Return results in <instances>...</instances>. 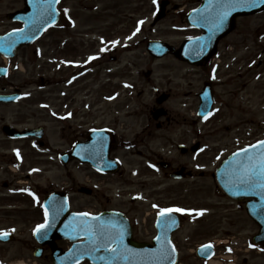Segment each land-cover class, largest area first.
Returning <instances> with one entry per match:
<instances>
[{"label": "rangeland", "instance_id": "374dc122", "mask_svg": "<svg viewBox=\"0 0 264 264\" xmlns=\"http://www.w3.org/2000/svg\"><path fill=\"white\" fill-rule=\"evenodd\" d=\"M159 1L161 0H64L66 11L70 12L68 17L73 13V16L78 19L76 22L78 31L86 33V37H88L84 38L85 42H82L81 39L80 55H86V59L88 58L91 60L93 59V52L100 53L102 47H106V45L110 48H113L115 44L120 47H128L126 50H118V52L111 54L117 55L121 61L118 64H107L106 67L109 66L112 68L113 73L118 70L124 71L125 80L123 81L136 86L133 98L129 99L126 96L129 108L133 110L137 109V112L132 114L137 116L134 117L131 122L129 120L130 125L144 118L147 106L152 104V87L155 82H160L165 91H171L174 94V99L169 104L171 109H179L182 103H187L190 104L193 115L188 119V122L192 123V119L195 117V105L197 104L195 94L198 87L201 85V82L199 83L200 80L193 75H189L186 80L181 81V84H177V82L170 84V81L168 82L165 79L172 70L178 71L176 73L173 71V73H175V78L181 79L184 75V73L179 75L180 69L173 65L175 57L169 56L166 61H155L148 53L145 42L151 39L161 40L179 48L185 39L196 35V33L187 26L185 16L189 11L199 5L200 0H169L171 1V6L169 7L170 12H168L160 22L155 23L157 11L155 10L154 3ZM6 11H8L6 7L0 4V15L4 14ZM141 22L144 23L142 27H140ZM260 28H264V13L251 16L247 19L239 18L235 29L224 39V43L233 46L237 44L238 40H245L244 48L247 49L250 47V52L258 60L260 58L258 57L260 53H263L264 40L257 41L256 38L258 34L250 32H256ZM117 36H120V38H118L119 40L116 42L115 38ZM103 38L109 44L99 45L98 41H102ZM93 43L97 45L94 49H92ZM106 49L109 50L108 47H106ZM262 59H264V56ZM44 62L45 59L39 60L35 63V66L28 69L26 73L21 71L14 72L11 78L1 84L2 86L8 83H14L15 87H19L26 86V83H30V85L23 89V94H26V96L22 102L15 106H0V127L3 122L9 124H15L17 122L23 123L20 125L22 127L44 125L49 129L51 143L56 146L58 142L57 128H59V125L55 118L52 117V113H57V109L60 111L63 104H66L70 108L78 109L79 117L88 118V116L90 117L92 114H95L111 120L113 117L119 116L120 114L126 115L122 113L118 107L112 105V103L103 102L98 104L101 99L103 101L104 96L115 93L116 86L111 84L112 88L107 90L105 85H102L106 82L109 83L106 80L108 74L106 77L101 76L99 78L100 71L97 66L91 70L90 75L93 76L91 79L92 83L90 82L81 86L80 89H77L73 85L67 87L62 84L64 79L70 78L71 73L69 69H66L61 74L56 70L57 67L55 64L50 63V66H45ZM95 64H98V62ZM148 71H152L150 80L145 77V73ZM41 77L53 81L52 83L54 85L43 89L39 88L36 83L39 82L38 80H40ZM161 78H164L163 82H161ZM115 82L120 83L122 81L117 79ZM255 83L263 85L264 88V81H257ZM124 92L127 95L131 93V91L128 90H124ZM260 93L262 94V92L256 90L255 97L252 96L250 99L246 98L247 100L240 99L242 101L241 107L237 104L235 99V102H232L231 99L233 98L230 97L227 100L229 106L223 110L216 120L207 124L208 128L207 125L202 126V123H193L190 129L196 132L199 131L200 135L191 134L188 137L185 135L188 144L198 140L205 144L206 147L207 156L204 158V163L207 164V174H205L206 177H203L201 181L198 182L200 185L206 187V193L197 196L192 194L187 195L186 200L189 203H193L198 199L205 204L207 203L208 214L206 218L208 220L207 229L209 231L211 228L215 231L217 228L216 223H221L222 229L219 231L220 236L218 237L217 243H221L222 246L218 252L219 258L215 260L217 262H225L222 258L230 257L234 258V260H230L229 262H235V259H237V264H245L243 263L245 260H247L248 264H264V246L256 247V245H254L255 247H253V250L249 246V242L252 241L254 235L258 233L259 228L248 219L242 209L232 204L231 201L220 192L214 177L215 170L235 149L256 142L264 136V128L260 124L264 116L258 112V110L264 111V102L259 100ZM185 94L190 97L186 99L184 96ZM41 104L47 105L48 108L43 109ZM248 122H250L249 124L251 126L250 134L248 136L246 134L240 138L246 133V131H242V129L246 127L243 123ZM1 137L2 136H0V138ZM176 141L181 142L183 140ZM25 143L26 141L9 146V149H13L12 151L3 150L6 148L0 146V211L7 210L12 207L11 205L16 206L19 200H23V198H19L14 191L13 188L15 186H12L10 189L8 188V190L4 188V183L15 182L18 180L17 178L25 177V175L28 174V171H23V167H29L31 162L29 160L28 163V158L25 153H21L19 156V158L21 157L23 159V163H25L23 167H15V169H12L13 164L18 161L14 156V151L16 148L26 147ZM182 160L189 161V159ZM48 161H50L51 164H47L48 173L46 174V180H40L41 178H39V183H42V185L47 183V188L51 191L54 190L53 186L59 180L63 182V172L58 168V164L55 163L54 157L51 159L48 158ZM41 164L42 163L39 162V165ZM78 178L81 186L82 184H87V180H90L92 177L87 168L83 167L79 172ZM24 184L29 183L22 182L20 186ZM147 188H150V186H147ZM117 194L118 192L115 191L107 195L110 196L112 206H108L106 203L107 201L102 199L101 196L94 199L87 195L76 194L73 198V210H93L97 212L105 208H117L119 207L120 201L123 200L117 197ZM128 196L129 197L126 199L130 201L132 195L129 194ZM130 204L131 203L128 202V205ZM135 206L143 210L142 214L147 211V208L140 205V203L135 204ZM25 207L27 208V205H25ZM25 207L21 208L23 209ZM31 210L33 214L29 219V226H23V223L26 221L25 219H18V228L20 229L22 227L21 241L16 243L12 242L10 245L4 247L9 251L8 255L10 256L23 257L24 254H27V250H31L34 245L31 241L29 231L42 217L37 211ZM0 222H3V225L0 224V232L8 228V226H11L5 220ZM16 223L17 222H13V224ZM189 226L190 225H186V228L178 234V239L185 242L186 245L205 241L212 242L209 236L206 238L197 236L196 239L187 241L189 236L186 230ZM151 234L148 235L144 231H141V234L137 235L138 241H150L152 237ZM228 243V247L223 246ZM58 246L62 247L63 250L70 248L68 243H59ZM192 249L193 248H191V250ZM47 254V258H43L40 261L37 260L36 262H38V264H53L51 257L52 251L49 250ZM31 259L34 261L32 255ZM18 261H23V259L21 258Z\"/></svg>", "mask_w": 264, "mask_h": 264}, {"label": "flooded vegetation", "instance_id": "af4514ba", "mask_svg": "<svg viewBox=\"0 0 264 264\" xmlns=\"http://www.w3.org/2000/svg\"><path fill=\"white\" fill-rule=\"evenodd\" d=\"M42 0H0V4L5 6L8 11L4 14L0 15V46H4L5 40L3 39L5 36L13 34L12 38L17 37V33L22 31L25 28V24L23 22L15 20L14 16L20 13H26L29 16H37L39 13V9L41 8ZM64 0H59L58 3V11H59V23L52 29L47 30L40 40L36 43L29 46L18 47L13 43V39H11V43L8 44L7 47L16 49V56L13 58L0 55V67H5L9 70V72L13 73V71L18 68H22L25 71L35 66V63L39 59H45L48 63H44L45 66H50L57 61L60 66H64L63 62L65 60H73L75 63L79 62L80 49H81V39L82 42L86 37V33H81L77 28V17L73 16V13L68 17L70 12L66 11ZM35 7V8H34ZM34 8V9H33ZM252 33V32H250ZM104 39V38H103ZM4 41V42H3ZM225 40L219 42L215 54L210 56L208 60L201 65L200 67H192L188 63L183 62L179 53L175 54V59L173 61V65L180 69V72L187 73L188 75L181 79L173 77V75L178 72L177 70H172L169 74L172 77V80L179 83V80H186L189 75H192V72H196V75L204 80V82H209L212 84L215 90V98L219 105L222 106L223 110H225L229 104H227V100L232 97V102L235 100H239L241 96L255 97V91L258 90L262 92L260 93V101L264 102V88L263 85H258L255 82L264 81V67L262 66V60H259V64L255 65V56L249 51V48H244L245 40H238L237 44L233 46L230 44L224 43ZM13 43V44H12ZM96 44L93 43L92 49L96 48ZM264 56V49H263ZM100 69L103 72H106L107 69L105 65L101 63ZM109 70V69H108ZM184 70V71H183ZM173 71L175 73H173ZM121 75L124 71L119 72ZM181 75V73H179ZM89 79H84L82 82L79 80L78 86L88 81ZM5 80L0 79V94H9L7 91L9 89H13L14 92L19 89V87H14V83H8L7 85H2ZM40 85L43 87H47L51 84L50 81H46L43 78L39 81ZM28 84V83H27ZM258 85V86H257ZM121 97H124L123 86L120 85L118 89ZM157 101L161 98V94H159L158 89H155ZM162 96H167L168 100L165 102L167 106L171 101V96L162 94ZM156 101V103H157ZM229 103V102H228ZM11 106V105H10ZM13 106V105H12ZM168 111V110H167ZM61 119L59 121V133H58V142L56 146L51 143L49 130L43 126L44 131V139L37 140L33 138L26 139V147L20 148L22 152L27 155L28 161L31 162V167H37L39 162L42 163L40 166H47V158L48 156H53L57 158L58 168L65 175L62 177L63 182L71 185L72 187L67 189L66 192L69 195L76 194H84L92 197L94 199L99 198L105 199L108 206H112V202H110V196H107L109 193L117 189L120 193V198L124 200L120 201L119 207L115 208L120 211H123L131 220L135 233L139 231V222L138 220L148 222L151 225V229L154 234H157V221L159 220L160 209L167 208H179L187 211H191L195 215L196 211H204L206 210V204L201 202L200 200H196L193 203L187 202V195H202L205 191V186L200 185L198 182L205 176L202 172H200L197 168H201L204 165V158L198 156L196 158L193 157V153L182 154L180 151V146H187V142L181 143L177 147V155L172 158L163 159L162 157L156 162V166L160 169L165 170V175L168 177L167 181H160L156 179L155 173L152 171L147 172L145 169V165L141 163H136V168L140 170L139 177L146 178V181H142L139 185L135 184L134 176L130 175L129 179L123 180L126 174L124 172H117L113 175L111 174H101L93 169H90L91 179L88 180L89 187L84 188L80 186L79 182V172L81 165L77 160H70L67 158V155L70 154L71 151L74 150L75 146L81 142H85L87 138V134L91 131L98 129H106L107 131H113L114 137V158L119 160L122 150L130 151L134 150L136 154L143 156L145 152H152V148L149 147L152 142L148 141V139L154 138V135L158 134L162 139H173L176 138L177 130H184L186 126L190 124L185 117L180 116L178 114L174 115L173 111L169 109L168 115H166L162 120L155 122L153 118L148 117L143 124H139L136 127L141 128V132H129L132 127H129L126 123H122L120 121V116L113 118L112 121L105 126L97 127L94 122H89L88 118H86V122H81L79 117V110H75V114L67 112L64 108L60 110ZM19 123V122H18ZM4 125L1 126V129ZM19 126V125H15ZM41 126L34 127L33 129L40 128ZM85 127L89 130L87 133L84 131ZM154 129H156L155 132ZM45 132V134H44ZM192 134L191 131H187L182 135H179L180 138L186 140V137ZM128 135L132 137V140H128ZM186 135V137H185ZM26 140H11L3 136L0 138V146H4L9 151V146L14 145V143H19L20 141ZM38 148H42L45 156L39 153ZM169 149V148H167ZM174 149V148H172ZM153 155H157V153H153ZM30 157V159H29ZM182 159H189V161H183ZM44 176L47 174V169L43 171ZM30 177H28L29 179ZM175 178V179H174ZM137 180V179H135ZM148 180H153L152 186H155L153 196H150L149 199L152 202L150 206L146 207L147 211L143 212L137 206H135L136 202L133 200L130 205L125 200L126 192L131 189L134 190V187H139L143 183H146ZM68 185V187H70ZM130 185V186H128ZM7 186V185H6ZM133 186V187H131ZM62 189H64L62 187ZM44 199L47 197V189L44 188L42 190ZM72 192V193H71ZM103 192V193H102ZM137 193V192H136ZM30 200L24 198L17 202V207L14 208V211H0V221L5 220L12 227H18V219H25L26 221L23 223V226H29V219L31 218L32 210L29 206ZM133 204V205H132ZM27 205V208H21ZM13 208V207H12ZM8 208V209H12ZM112 208H105L100 213L107 212ZM150 211V213L148 212ZM40 215L41 211H37ZM152 217V223L150 220L146 219V216ZM179 220L186 221V215L178 214ZM198 221V225L191 231L190 239L194 240L197 236L204 238L208 235L206 225V219L201 220V216L195 218ZM13 222H17L13 224ZM13 224V225H12ZM218 226H221V223H217ZM218 228L210 235L212 237L218 236ZM22 227L19 229V235L21 233ZM18 241H21V238H18ZM176 244L181 247V255L182 259L180 260V264H205L200 261L197 255L193 252L185 253L184 251L190 245H182L181 241H176ZM0 247H5V245H1ZM35 249V248H34ZM45 251L49 249L47 246L44 247ZM184 250V251H183ZM30 249L27 250V254H24L23 257H13L8 255V250L5 248L0 249V264H11L12 261L17 259H23L26 264H31V254ZM12 257V258H11Z\"/></svg>", "mask_w": 264, "mask_h": 264}, {"label": "water", "instance_id": "95a60500", "mask_svg": "<svg viewBox=\"0 0 264 264\" xmlns=\"http://www.w3.org/2000/svg\"><path fill=\"white\" fill-rule=\"evenodd\" d=\"M55 6H50V13H54ZM264 10V3H257L256 6L250 7L247 4H238L235 7L232 6V0H206L203 7L194 12L191 16L192 24L199 26L207 31V36L198 39L193 46L198 52H206L213 41L216 40L230 28L231 21L236 16H247ZM224 11L229 14L223 18L221 23V16ZM52 17H49L50 22ZM47 22V23H48ZM53 21H51L52 23ZM47 23L41 24L40 28ZM32 25V24H30ZM28 41V40H27ZM19 41L18 44L27 42ZM214 44V43H213ZM152 51V49H150ZM17 98H0L3 102H13ZM11 137H23L27 134H17L14 129L6 131ZM254 152L252 149L246 153H239L232 160H230L225 166V171L221 172L223 175V181H229V191H234L232 188H237L235 171L239 168V161L243 160L246 155H252ZM224 173V174H222ZM228 176V177H227ZM234 177V178H233ZM232 187V188H230ZM237 190H242L238 188ZM239 193L237 195H242ZM56 203L52 199L48 206V223L47 228L37 233V238L42 244L53 243L56 238H69L70 240H78L86 238L87 241L81 244H75L73 249L66 254L61 255V251L54 246V261L55 264H75L81 259H89L95 264H108V259L113 255L112 249L116 248L115 243H111L109 240L100 237L98 234L102 229L108 235L123 234L122 244L119 246L121 251V257L112 261V264H173L175 262V252L172 251L169 239H166L165 245L160 248H145L143 245H139L132 241V234L129 227V223L124 220H117L116 217H101L94 219L84 215H69L66 201ZM256 211H260V220L262 224V233L257 237L258 242H264V203L256 204ZM88 229H92L97 233L96 237H90ZM107 245V251L105 250ZM162 248H166L170 253L168 259L160 261L157 259L159 252ZM98 249V250H97Z\"/></svg>", "mask_w": 264, "mask_h": 264}, {"label": "snow or ice", "instance_id": "6c2138e0", "mask_svg": "<svg viewBox=\"0 0 264 264\" xmlns=\"http://www.w3.org/2000/svg\"><path fill=\"white\" fill-rule=\"evenodd\" d=\"M58 2V0H57ZM257 3H264V0H232V6L235 7L238 4H247L250 7L256 6ZM50 9L47 10V13H42L40 19L43 20L45 14H50ZM229 13L224 11L221 16V23L223 22V18L226 17ZM33 24L38 23L37 20L32 21ZM142 23V22H141ZM95 59V57H93ZM257 149V152L252 155H246L245 158L239 161V168L235 171L234 175L236 177L237 187L243 185L247 189L250 190H259L262 198H264V141H261L258 145L253 146ZM248 149H244V153H248ZM239 156V154H237ZM182 209H160V216L163 218V222H167V217H169L174 212H182ZM81 215L87 216L88 213H83ZM99 219V218H94ZM174 223V221H173ZM47 225H40L36 230L37 233L47 228ZM90 237L95 238L97 233L92 229L87 230ZM2 236H7L8 233H0ZM100 237L109 240L111 243H115L117 245L116 248L112 249L113 255L109 257L108 264H112V261L119 259L121 257L120 245L122 244L123 234L122 232L117 235H108L102 229L99 234ZM166 239V237H165ZM161 237H157V241L159 242ZM206 247H211V245H207ZM98 250V249H97ZM105 250L107 251V245H105ZM172 251H175L173 248ZM170 253L166 248H162L159 252L157 259L160 261H164L168 259Z\"/></svg>", "mask_w": 264, "mask_h": 264}, {"label": "bare ground", "instance_id": "6f19581e", "mask_svg": "<svg viewBox=\"0 0 264 264\" xmlns=\"http://www.w3.org/2000/svg\"><path fill=\"white\" fill-rule=\"evenodd\" d=\"M18 264H23V263H18Z\"/></svg>", "mask_w": 264, "mask_h": 264}]
</instances>
